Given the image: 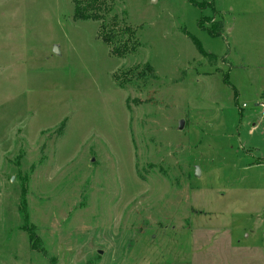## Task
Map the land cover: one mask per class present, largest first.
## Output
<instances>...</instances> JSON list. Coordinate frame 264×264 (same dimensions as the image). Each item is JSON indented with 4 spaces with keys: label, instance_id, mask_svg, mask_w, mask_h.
<instances>
[{
    "label": "rangeland",
    "instance_id": "1",
    "mask_svg": "<svg viewBox=\"0 0 264 264\" xmlns=\"http://www.w3.org/2000/svg\"><path fill=\"white\" fill-rule=\"evenodd\" d=\"M72 14L0 0V264H264V0Z\"/></svg>",
    "mask_w": 264,
    "mask_h": 264
},
{
    "label": "trees",
    "instance_id": "2",
    "mask_svg": "<svg viewBox=\"0 0 264 264\" xmlns=\"http://www.w3.org/2000/svg\"><path fill=\"white\" fill-rule=\"evenodd\" d=\"M72 4H73L72 18L74 20L101 21V28L103 29L102 23L104 20V15L110 12L112 5H113V0H72ZM127 31L129 32L130 29H127ZM131 33H133V31L129 32L130 37L132 36ZM133 36H134V33H133ZM114 37L110 38L109 36L100 35L101 40L109 45L111 54L117 57H124L128 55L129 53L135 52L138 46V41L136 37L133 38L132 42L130 41L131 43L129 42L128 39H127V42L125 41L124 43L122 42L121 47L114 46L113 44L114 41H116L117 43H120V38H118L117 36H114ZM193 41L197 49L200 51L201 48L199 46V43L195 39H193ZM28 238H29V243L31 247L34 249L36 245L33 244L34 242H33L31 234H28Z\"/></svg>",
    "mask_w": 264,
    "mask_h": 264
},
{
    "label": "built area",
    "instance_id": "3",
    "mask_svg": "<svg viewBox=\"0 0 264 264\" xmlns=\"http://www.w3.org/2000/svg\"><path fill=\"white\" fill-rule=\"evenodd\" d=\"M257 106L260 110V116L264 118V94L261 96V98L257 102Z\"/></svg>",
    "mask_w": 264,
    "mask_h": 264
},
{
    "label": "water",
    "instance_id": "4",
    "mask_svg": "<svg viewBox=\"0 0 264 264\" xmlns=\"http://www.w3.org/2000/svg\"><path fill=\"white\" fill-rule=\"evenodd\" d=\"M156 0H152V2H155ZM56 49V48H55ZM182 121L180 122V124H179V129H181L182 128ZM196 173L198 174V169H196Z\"/></svg>",
    "mask_w": 264,
    "mask_h": 264
},
{
    "label": "crops",
    "instance_id": "5",
    "mask_svg": "<svg viewBox=\"0 0 264 264\" xmlns=\"http://www.w3.org/2000/svg\"><path fill=\"white\" fill-rule=\"evenodd\" d=\"M249 154H250V153H249ZM256 160H259V157H258V159H255L253 162L258 163V164H263V165H264V163H260L259 161H256Z\"/></svg>",
    "mask_w": 264,
    "mask_h": 264
}]
</instances>
